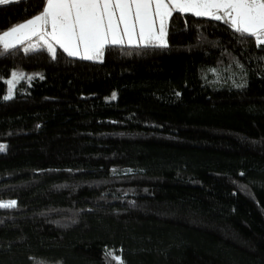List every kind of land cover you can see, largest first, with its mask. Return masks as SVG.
<instances>
[{
	"label": "trees",
	"instance_id": "16d2710c",
	"mask_svg": "<svg viewBox=\"0 0 264 264\" xmlns=\"http://www.w3.org/2000/svg\"><path fill=\"white\" fill-rule=\"evenodd\" d=\"M165 39L0 46V264H264V42L178 11Z\"/></svg>",
	"mask_w": 264,
	"mask_h": 264
},
{
	"label": "rangeland",
	"instance_id": "374dc122",
	"mask_svg": "<svg viewBox=\"0 0 264 264\" xmlns=\"http://www.w3.org/2000/svg\"><path fill=\"white\" fill-rule=\"evenodd\" d=\"M12 0H0V4ZM64 2H73L71 5L72 13L69 15V21L59 30L50 28L49 24H34L31 27L22 28L17 26L12 30L0 34V46L2 48L11 47L23 42L35 43L37 39L54 54L57 48L63 49L67 54L73 57L87 59L92 61L102 60V50L106 45H146L156 44L164 45L165 28L162 25L161 17L159 23L152 30L136 29L119 32L113 29L110 19L101 16L97 9H86L85 2L96 0H63ZM101 3L104 0L100 1ZM177 5L178 12L191 13L196 16L213 17V13L206 8V5L199 4L196 0H172ZM238 2V1H237ZM264 0H243L238 5H233V15L231 24L233 27L243 29L254 33L257 41L264 40V30L258 31L256 27L264 28V9L262 7ZM47 13L51 15V5L47 8ZM220 18H226V15H220ZM263 39V40H262ZM18 71H13L6 79L10 89L6 97L13 96L14 89L11 88L17 79ZM12 202H1L0 206L11 205ZM31 264H61L43 259H32Z\"/></svg>",
	"mask_w": 264,
	"mask_h": 264
},
{
	"label": "crops",
	"instance_id": "0c3cea01",
	"mask_svg": "<svg viewBox=\"0 0 264 264\" xmlns=\"http://www.w3.org/2000/svg\"><path fill=\"white\" fill-rule=\"evenodd\" d=\"M100 1L101 0H96L93 3L92 1H86L85 7L90 10L97 9L101 13V16L108 17L110 21L107 20V22H111L113 29L119 32H123L125 30L134 31L136 29L152 30L159 23L158 17H161L160 21L162 22L163 27L166 28L168 17L173 11H177V5L174 4L172 0H104L103 3ZM196 1L199 4L206 5V8L210 11V13H213V18L222 19L219 16L226 15V18H223L222 20H228L230 23L233 15L232 6L234 4L238 5V2H243V0ZM72 4L73 2H64L63 0H46L45 9L40 15L18 26L27 28L34 24L43 23L49 24L52 29L59 30L69 21V15L72 13ZM50 5L51 15L47 13V8ZM262 7L264 9V3H262ZM256 28L258 31L264 30L262 26ZM34 40H36L35 43L23 42L20 44H27L31 46L43 45L37 39ZM262 42H264V40Z\"/></svg>",
	"mask_w": 264,
	"mask_h": 264
}]
</instances>
